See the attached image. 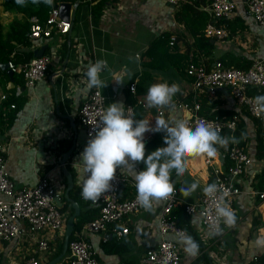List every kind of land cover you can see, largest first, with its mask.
<instances>
[{"label": "crops", "instance_id": "0c3cea01", "mask_svg": "<svg viewBox=\"0 0 264 264\" xmlns=\"http://www.w3.org/2000/svg\"><path fill=\"white\" fill-rule=\"evenodd\" d=\"M61 1L71 4L77 1L76 9L71 6L74 18L71 20L70 30L63 35L54 32L48 38L31 39L28 50L37 54L44 49L43 53L52 52L54 57L46 76L36 82L33 87L16 84L17 93L24 96V102L12 126L0 133V145L4 150L5 170L12 179L15 189L34 186L40 176L50 174L51 182L61 190L56 204L58 207L66 205V210L63 212L64 224L63 228L55 234L49 231L40 232L31 238L26 230L22 229L20 235L14 239L0 240V264H22L36 249L35 239L44 236L48 238V247L37 251L39 264H46L61 253L60 250L56 255L60 241L63 243L65 222L73 209L63 197L66 182L59 161L62 154L74 147L65 167L72 174L73 189L75 186L81 188V176L75 172L73 163L88 142L84 128L79 123L78 111L83 97L89 91L85 89L87 83L85 71L89 63L104 59L110 68L123 75L125 82L117 84L112 81L108 71L101 73V78L107 85L98 89L110 97L108 106L112 102H123L126 105L123 91L128 88L127 73L129 71L133 73L134 81L140 78L143 71L141 61L147 59L142 58L141 53L151 41L165 32L171 33V39L177 37L179 49L187 56L188 64L202 63L209 67L214 61L221 59L227 64L226 66L247 67L252 60L264 58V28L254 20L245 2L241 0H234L236 6L233 11L216 21L204 8L209 0H204V3L196 1L199 2L198 4L185 1L173 4L168 0H106L98 17L91 12L92 0H60L57 5ZM195 7L205 11L209 21L223 28L226 35L223 38H217L189 32L182 17ZM7 14L12 19V15ZM18 17H21V14H18ZM136 55L140 57L139 63L129 60V57ZM185 69L180 71L169 68L152 72V83L162 80L170 84L179 83L181 92L176 94V100H180L187 94L205 98L207 104L214 103L212 111L229 112L242 119L249 136L245 148L249 162L244 173L237 178L241 193L234 199L238 214V224L235 228L222 232L221 236L209 235V229L204 227L200 219L197 199L201 190L198 188L189 197L196 204V210L191 214L186 213L196 237L190 232L187 234L199 244L198 254L195 257L188 255L185 246L172 233H167L165 238L172 240L179 247L180 264H194L197 261H204L206 264H248L255 254L264 255V248H257L254 244L259 230L264 229V199L258 198L254 192L262 185L260 178L255 175L264 167V160L255 158L253 124L229 90L222 88L198 93L193 91L191 80ZM15 72L21 74V72ZM146 83L147 81H143V84ZM14 85V82H5L0 78V86L3 89H10ZM145 96L146 94L135 97L137 104L139 100L144 103V106L139 104L144 109L139 118L152 120L151 123L154 126L157 112L161 109L145 107ZM164 115L166 118L183 119L188 112L182 109L175 111L167 109ZM151 133L148 132L145 135ZM225 160L222 151L218 149L214 163L223 166L224 169L227 166ZM116 173L125 179L121 186L120 197L130 198L134 193L132 176L127 169L118 168ZM209 177L210 167L204 163L202 155L190 157L189 171L183 176H176L177 180L184 184L199 180L201 186L208 182ZM76 202L79 205L80 214L88 212L96 216L97 208L89 200L82 199V204ZM183 202L180 201L178 204ZM162 204L163 202L154 204V210L151 212L141 207L134 214L115 223L116 227H127L128 232L119 237L108 233L107 237L108 239L118 238L123 242V246H130L128 249L117 252L105 251L106 241L103 242L102 238L106 234L92 232L83 227L75 231L74 238H83L92 244L94 256L99 264H141L145 250L155 246L161 239L156 232V215ZM193 217L197 218L196 224L191 222ZM148 229H151V234L147 233ZM70 238L69 241L74 239ZM53 264H69V247Z\"/></svg>", "mask_w": 264, "mask_h": 264}, {"label": "built area", "instance_id": "2783aa9c", "mask_svg": "<svg viewBox=\"0 0 264 264\" xmlns=\"http://www.w3.org/2000/svg\"><path fill=\"white\" fill-rule=\"evenodd\" d=\"M173 4L179 2H191L201 0H168ZM244 1L248 11L253 16L254 20L264 28V0H241ZM236 6L234 0H209L204 5V8L209 12L210 17L214 21L228 16ZM29 21V37L30 39L48 38L54 32L61 35L69 32L71 24L70 20H64L59 15L58 5H54L45 21H42L37 15H32L28 18ZM207 37L223 38L226 31L218 27L215 22L209 21L203 31ZM53 53H42L40 56L30 58L27 62L15 65L8 62V68L12 71L21 72L23 76V85L33 87L36 82L42 80L46 76L49 65L53 59ZM185 72L191 80L192 89L195 92L202 90L227 89L236 99V101L245 106L250 114L254 117H259L255 110V95L249 94V90H257L261 92L264 87V58L252 60L251 64L246 68H237L234 66H226L221 61H214L209 67L202 63L190 62L185 69ZM128 88L134 92L135 83L128 85ZM6 93H0V100L5 99ZM109 96L102 93L98 88H93L88 91L83 97L78 111L79 123L84 128L85 134L89 139V133L93 132V125L98 123L100 113L107 107ZM194 100V99H193ZM138 104L144 106L142 101ZM173 111L182 109L188 112L184 117L190 125L194 126L196 121L205 120L212 123L221 131L224 127L235 130L236 118L221 117L213 115L205 117L198 114L199 103L193 101L190 106L185 102H178ZM14 107L13 104L10 106ZM126 109H130L134 116V107L126 105ZM162 113L158 111V115ZM149 136L145 135V140ZM230 160L224 169L221 165L214 163L215 157L202 155L204 163L210 167L211 182H217L223 188L228 190L226 203L235 211L237 216L236 225L238 224L237 209L234 205L235 197L241 193V189L237 185V178L244 173L249 162L247 152L243 147L237 146L235 143L229 144L228 149L222 152ZM218 164V162H217ZM137 170H141L138 164ZM124 178L116 173L113 179L112 188L106 192L101 199L93 203L98 209V213L92 219L83 224V228H87L92 232H104L102 241L108 239V233L114 236H122L128 232L127 227H116L115 223L124 217L137 212L141 206L136 200V190L132 197L128 199L120 198L121 186ZM208 183V182H207ZM206 184V183H205ZM134 186V181L132 182ZM135 187V186H134ZM260 199H264V187L254 191ZM61 190H59L50 180V174L46 173L39 177L34 186L15 189L13 181L8 176L5 170L4 150L0 145V240H12L19 236L21 230H26L29 237L33 238L40 232L57 233L63 228L64 218L63 213L59 210L56 204V199H59ZM183 199L177 196L176 192L167 201H164L156 215L157 226L156 232L161 236L160 241L153 247L147 248L142 255L141 264H180L179 247L170 239L165 238L167 233H172L177 236V233L186 231L180 228L174 219L169 218V213L173 206ZM197 205L199 206V214L201 223L206 229L216 220L214 205L211 200L200 191ZM196 204L185 202V212L188 214L194 213ZM222 232L233 228H227L220 222ZM148 234H151V229H148ZM187 234V233H186ZM48 238L46 236L35 239L36 249L33 254L26 257L22 264H39L37 251L45 250L48 247ZM69 264H99L94 256L92 244L83 238H74L69 241ZM133 264V263H119ZM195 264H206L204 261H197ZM248 264H264V260L260 259L258 254H255Z\"/></svg>", "mask_w": 264, "mask_h": 264}, {"label": "clouds", "instance_id": "9594fccd", "mask_svg": "<svg viewBox=\"0 0 264 264\" xmlns=\"http://www.w3.org/2000/svg\"><path fill=\"white\" fill-rule=\"evenodd\" d=\"M33 5L44 4L51 7L54 0H30ZM20 6H26L29 0H16ZM35 57V56H34ZM139 55L129 57L130 61L139 63ZM108 71L112 81L117 84L125 82L123 75L110 68L104 59L89 63L85 76L86 90L104 88L107 83L101 78V73ZM131 80L133 73H127ZM181 92L179 83H169L166 80L152 83L148 86L145 96V107L157 110L168 108L174 110V97ZM257 114L264 113V95L255 97ZM147 118H135L123 102H112L100 113L99 121L93 125L84 150L73 163L75 172L81 176V196L84 200L97 202L112 188V181L117 169H127L134 180L136 200L146 211H153L154 204L167 201L176 192L175 182L171 179L173 172L183 176L189 171V158L207 155L215 157L218 147L228 149L230 143H238L239 138L221 135V130L212 123L201 119L192 126L185 119L165 118L158 115L155 125ZM148 132H163L164 144L146 155L145 134ZM144 164L143 170H137L136 165ZM208 197L214 205L216 220L209 227V235H217L223 229L220 222L227 228H233L237 222L235 211L225 202L228 190L217 182L201 186L199 180L190 184L185 182L179 192L187 199L197 189ZM191 222L197 223L193 217ZM177 240L185 246L188 255L198 254L199 244L191 235L177 233ZM254 244L264 248V229L259 230ZM164 264H167L165 260Z\"/></svg>", "mask_w": 264, "mask_h": 264}, {"label": "trees", "instance_id": "16d2710c", "mask_svg": "<svg viewBox=\"0 0 264 264\" xmlns=\"http://www.w3.org/2000/svg\"><path fill=\"white\" fill-rule=\"evenodd\" d=\"M60 0H54V3L51 7L39 4L33 5L30 0L26 6H20L16 3V0H1L0 1V8L5 13H10L12 15V19L10 20L7 27L2 23L0 17V64L8 63L9 61L15 65L20 63L27 62L30 58L34 57V51L28 50L27 47L31 44V39L29 37V21L28 18L32 15H37L42 21H45L50 9L57 4ZM106 0H92L91 4V12L95 16H100L103 6L105 5ZM200 2H205L201 0ZM198 4L199 2H195ZM18 14H21V17H18ZM183 18V22L185 23L186 29L193 33V34H200L204 36L203 31L206 27V24L209 21L208 14L203 11L199 10L195 7L191 10L190 13L186 14ZM177 37L171 39V33L165 32L159 36H157L153 41L149 43L147 48L141 53V57L147 58L146 60L141 61V65L143 67V71L140 75V78L134 81L135 77H132L129 80L128 85L135 83V91L134 93L130 92L128 88L123 91L124 95V102L126 105H132L134 107V117L139 118L143 114V106L137 104L136 96L144 95L147 92V88L149 85L152 84V72H160L161 70H166L169 68H176L180 71L185 69L188 66L187 56L182 53L179 49ZM46 49V48H45ZM223 64H225L221 59H219ZM227 65V64H225ZM237 68H246V67H239L234 66ZM248 67V66H247ZM0 78H2L5 82H14L15 85L10 89H3L0 86V93H6V97L3 100H0V133H3L7 129H9L18 113V111L22 108L24 102V96L22 94H18L16 90V84L19 86H23V79L20 73L13 71L12 73L7 72V70L1 69L0 66ZM143 81H147L146 84H143ZM206 90V89H205ZM202 90L201 92L205 91ZM249 94L258 96L264 95V87L261 88V92L257 93V90H249ZM194 99V100H193ZM193 101H197L199 103L198 114L205 117H212L213 115L217 114L221 117H235L236 118V128L235 130H230L224 127L221 131V135L223 136H232L239 138L241 136V132L245 134L243 139H240L238 143H235L237 146H241L246 150L249 136L246 131L245 123L242 119L238 116L233 115L229 112H222L220 110H213L214 103L207 104V99L194 97L191 94H187L186 96H182L180 100H176L174 97V103L178 102H185L188 103L190 106L192 105ZM11 104L14 105L11 108ZM246 116L250 117L252 121L253 128H254V140H255V158L257 160H264V113H260L259 117H254L250 114L248 109L243 106ZM168 108L161 109L162 113L160 115H164ZM164 113V114H163ZM158 116V112H157ZM149 138L146 141V155L151 151H154L158 147L166 146L163 140V132H156L151 133ZM232 144V143H230ZM220 151H224V148L217 146ZM225 157V165L230 164V160ZM141 170L144 168V164L141 162L138 164ZM256 177L260 178V182L262 183L260 189L264 187V167L262 170L255 175ZM175 182L176 186V194L178 197L183 199L182 204H177L173 206L172 210L169 213V218L174 219L177 225L180 228L186 230V233L193 234L196 237V234L193 231V228L190 224V220L185 212V202L186 203H194L188 197L185 199L179 192L181 185L184 183L182 181L177 180L175 172L172 174L171 178ZM12 180V179H11ZM211 177H209L208 183L211 182ZM134 187V186H133ZM134 187V193H135ZM133 193V195H134ZM132 195V196H133ZM70 196L75 200L82 204V196H81V188L74 187L71 190ZM131 196V197H132ZM121 198V197H120ZM259 198V197H258ZM122 199V198H121ZM59 210L63 213L66 210L65 206L58 207ZM98 213V209H96ZM97 213L95 215H97ZM264 216V214H263ZM94 216L93 214H89L88 212L81 213L75 221L74 224V231L72 233V238H74V233L77 229L82 227V225L87 222L88 220L92 219ZM62 243L60 241L59 248L56 252V255L61 250ZM130 247V246H129ZM129 247L123 246V242L118 240L116 237H111L107 239L106 243L104 244L105 251H120L124 249H128ZM261 260H264V255L260 256ZM1 261V255H0Z\"/></svg>", "mask_w": 264, "mask_h": 264}, {"label": "water", "instance_id": "95a60500", "mask_svg": "<svg viewBox=\"0 0 264 264\" xmlns=\"http://www.w3.org/2000/svg\"><path fill=\"white\" fill-rule=\"evenodd\" d=\"M71 6L73 9H76L77 1L72 3V4L70 2L61 1L58 4L60 17L64 20H70V24L72 23L71 20H73V18H74L73 17L74 13L71 12ZM43 50L44 49H41L39 51V53H37V54L34 53L35 56H40L43 53ZM0 66H1V69L7 70V72H9V73L13 72L11 69L8 68L7 63L0 64ZM73 148L74 147H71L68 151H66L64 154H62V157L59 161V164L61 167V172H62L63 177H64L65 182H66V187L64 190L63 197L66 201H68L71 204L73 212L69 215V217L67 218V220L65 222L64 239H63V243H62L61 253L57 257H55L53 260H51L50 262H48L46 264H53L56 261H58L64 255V253L66 252V250L68 248L69 238H70L72 231H73V228H74V220L80 214V209H79L78 203L75 200H73L69 195L70 191L73 189V186H74L73 182L74 181H73L72 174L65 167V163L67 162L70 154L72 153ZM57 200L59 201V199H57Z\"/></svg>", "mask_w": 264, "mask_h": 264}, {"label": "rangeland", "instance_id": "374dc122", "mask_svg": "<svg viewBox=\"0 0 264 264\" xmlns=\"http://www.w3.org/2000/svg\"><path fill=\"white\" fill-rule=\"evenodd\" d=\"M0 17H1L2 23L5 25V27H7V25L9 24V22L11 20V16L8 15L7 13L3 12L0 8Z\"/></svg>", "mask_w": 264, "mask_h": 264}]
</instances>
